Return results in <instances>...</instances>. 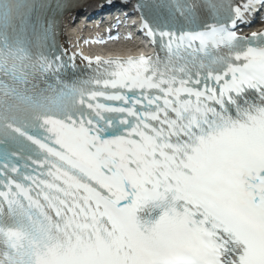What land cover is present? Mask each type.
I'll return each instance as SVG.
<instances>
[{
	"label": "snow or ice",
	"instance_id": "obj_1",
	"mask_svg": "<svg viewBox=\"0 0 264 264\" xmlns=\"http://www.w3.org/2000/svg\"><path fill=\"white\" fill-rule=\"evenodd\" d=\"M70 6L0 0V264H264V0H137L157 52L65 79Z\"/></svg>",
	"mask_w": 264,
	"mask_h": 264
},
{
	"label": "bare ground",
	"instance_id": "obj_2",
	"mask_svg": "<svg viewBox=\"0 0 264 264\" xmlns=\"http://www.w3.org/2000/svg\"><path fill=\"white\" fill-rule=\"evenodd\" d=\"M95 4H96V1H93V2H92V5H95ZM92 5H91V3H90V4H89V3L86 4V6H87V8H88V10H87L88 12L92 9ZM87 11H86V12H87ZM72 19H73V18H72V15H71V16H69V18L66 20V22L70 23V22L72 21ZM70 25H72V24H70Z\"/></svg>",
	"mask_w": 264,
	"mask_h": 264
}]
</instances>
